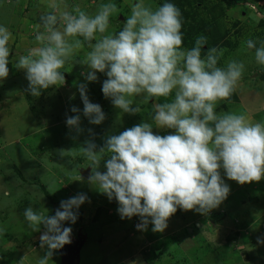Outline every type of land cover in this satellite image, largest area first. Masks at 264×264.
I'll return each instance as SVG.
<instances>
[{
	"label": "clouds",
	"instance_id": "clouds-1",
	"mask_svg": "<svg viewBox=\"0 0 264 264\" xmlns=\"http://www.w3.org/2000/svg\"><path fill=\"white\" fill-rule=\"evenodd\" d=\"M47 7L51 11L35 26L38 46L15 64L25 72L29 95L39 97L50 87L63 86L61 69L87 46L90 50L75 63L86 66L81 75L87 82H97V73L107 77L102 93L113 107L135 115L140 108L133 106L132 97L165 98L154 104L151 122L108 135L102 146L89 128L91 138L77 151L58 150L62 158L82 155L90 162L88 184L110 202L116 201L122 220L139 217L137 230L147 231L151 224L153 232H163L178 209L201 215L217 209L230 194L224 177L241 186L264 179V122H253L242 112L217 111L218 104L230 101L237 91L245 64L230 58L219 66L225 50L205 48L204 35L185 48L184 21L177 5L165 0L153 8L137 0L118 32L110 31L111 18L119 11L113 0L101 3L94 14L79 5L67 10L66 0H48ZM11 39L8 27L0 25V82L9 76ZM244 43L255 50L256 63L264 66V41L259 46L253 39ZM78 91L83 116L92 125L102 124L106 114L89 100L87 83H80ZM71 112L76 115L67 116L66 124L77 134L75 140L84 129L80 109L73 106ZM153 127L171 132L160 135ZM85 202L90 203L89 197L79 192L62 200L54 215L32 206L24 210L28 228L41 233L39 247L44 254L38 264H49L72 243V228L65 224L77 222ZM257 242L264 244V237Z\"/></svg>",
	"mask_w": 264,
	"mask_h": 264
},
{
	"label": "rangeland",
	"instance_id": "rangeland-1",
	"mask_svg": "<svg viewBox=\"0 0 264 264\" xmlns=\"http://www.w3.org/2000/svg\"><path fill=\"white\" fill-rule=\"evenodd\" d=\"M106 2L108 0H66L67 10L79 5L89 14H94L98 6ZM113 2L119 11L111 18L110 31L118 32L130 15L131 4L137 0ZM164 2L145 0L153 8ZM168 2L177 5L182 12L185 48L193 47L197 36H206L205 48L218 46L225 50L219 66H225L230 58L245 64L240 88L264 94V66L256 63L255 50L247 49L244 43L253 39L259 46L260 41H264V0ZM47 4L48 0H0V25L7 26L12 33L10 72L8 78L0 82V119L6 118L10 127L15 128L10 130L5 126L7 137L0 139V228L4 229L0 233V264H38L44 254L39 247L41 233L28 228L24 210L32 206L45 215H54L62 200L79 192L86 193L90 203L85 202L80 207L75 224H65L72 228L69 245L83 241L77 264H116L122 259L125 264H264V244L257 242L258 237H264V179L241 186L224 177L230 194L208 215L178 209L163 232H153L151 224L147 231H140L136 228L139 217L122 220L116 201L110 202L88 184L91 169L85 157L67 155L62 158L58 154L59 149L77 151L85 139L91 138L89 128L95 133L97 145L102 146L108 135L119 134L142 121L151 122L154 104L165 102V98L132 97L133 106H139L140 112L122 113L102 93V83L107 78L104 74L97 73V82H87L81 75L86 66L75 60L90 50L87 46L61 69L66 81L63 86L50 87L39 97L29 95L25 72L16 69L15 64L20 56L38 46L35 26L40 23L41 15L51 11ZM80 83H87L89 100L101 105L106 114L102 124L92 125L83 116ZM73 95L75 98L70 99ZM234 101L233 94L226 103ZM255 103H260L259 97ZM261 103L264 105V100ZM73 106L80 109L84 129L75 140L72 137L77 134L66 124L67 116L76 115L71 112ZM255 118L257 122H264V113ZM6 131L18 134L12 136ZM153 131L160 135L171 132L155 127ZM100 170H105L103 162ZM64 249L65 246L61 250ZM60 251L49 264L62 263Z\"/></svg>",
	"mask_w": 264,
	"mask_h": 264
},
{
	"label": "crops",
	"instance_id": "crops-1",
	"mask_svg": "<svg viewBox=\"0 0 264 264\" xmlns=\"http://www.w3.org/2000/svg\"><path fill=\"white\" fill-rule=\"evenodd\" d=\"M247 90H248L247 88H240V86H239L237 91L234 93L235 101L232 103L228 102L229 104L226 103L227 101L221 102L217 106V111H223V112L235 111L238 113L242 112V113L247 114V116L249 117L250 120H252L253 122H257L255 117L260 113H264V105H262V103H261L264 100V94L258 95V91L255 89H254L255 91H253V92L247 91ZM257 97H259L260 103L254 104V102L257 100ZM0 121H1L0 122V139H2V137L3 138L7 137V135L5 133V129H6L5 126H7V128L10 130H14L15 128L12 129L10 127L11 124L8 120H6V118H4V120L0 119ZM1 133L3 135H1ZM8 133L9 132H7V134ZM11 134H12V136H15L18 133H15V132L9 133V135H11ZM9 135H8V137H9ZM1 164H3V163H1ZM122 263L125 264L126 261L124 262V259L116 261V264H122Z\"/></svg>",
	"mask_w": 264,
	"mask_h": 264
},
{
	"label": "water",
	"instance_id": "water-1",
	"mask_svg": "<svg viewBox=\"0 0 264 264\" xmlns=\"http://www.w3.org/2000/svg\"><path fill=\"white\" fill-rule=\"evenodd\" d=\"M87 178V174H85ZM83 241L77 242L75 245H65L64 251L61 252L62 263L61 264H77L78 262V250L82 247Z\"/></svg>",
	"mask_w": 264,
	"mask_h": 264
},
{
	"label": "trees",
	"instance_id": "trees-1",
	"mask_svg": "<svg viewBox=\"0 0 264 264\" xmlns=\"http://www.w3.org/2000/svg\"><path fill=\"white\" fill-rule=\"evenodd\" d=\"M144 235L148 238L149 236L146 234V233H144ZM152 241V240H151Z\"/></svg>",
	"mask_w": 264,
	"mask_h": 264
}]
</instances>
